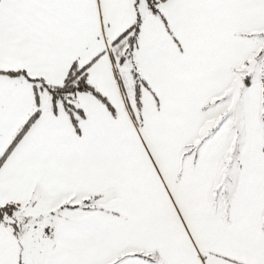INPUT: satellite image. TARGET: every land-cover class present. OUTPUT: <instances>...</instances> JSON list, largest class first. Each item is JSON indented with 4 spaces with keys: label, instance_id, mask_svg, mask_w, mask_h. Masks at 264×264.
Wrapping results in <instances>:
<instances>
[{
    "label": "snow or ice",
    "instance_id": "obj_1",
    "mask_svg": "<svg viewBox=\"0 0 264 264\" xmlns=\"http://www.w3.org/2000/svg\"><path fill=\"white\" fill-rule=\"evenodd\" d=\"M0 264H264V0H0Z\"/></svg>",
    "mask_w": 264,
    "mask_h": 264
}]
</instances>
